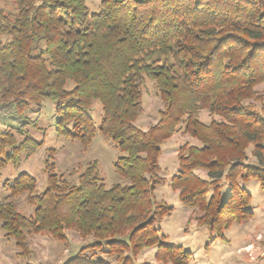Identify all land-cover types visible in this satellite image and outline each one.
Wrapping results in <instances>:
<instances>
[{"label": "trees", "instance_id": "16d2710c", "mask_svg": "<svg viewBox=\"0 0 264 264\" xmlns=\"http://www.w3.org/2000/svg\"><path fill=\"white\" fill-rule=\"evenodd\" d=\"M146 80L161 105L156 122L143 129L135 122ZM262 83L264 0H100L94 12L86 0L5 1L0 123L16 126L0 125V171L41 146L26 129L27 115L48 100L59 134L86 148L99 131L115 144V171L125 182L107 187L94 160L73 167L71 181L55 172L50 148L42 191L26 172L4 182L3 236L21 257L32 256L34 234L64 244L68 231L92 238L63 264H151L137 263L151 247L158 261L188 264L189 251L166 245L157 226L172 212L154 196L166 181L158 174L160 145L180 130L196 140L178 147L168 185L199 212L198 224L221 236L253 215L246 185L256 180L264 193V102L256 89ZM93 101L102 111L98 126L89 114ZM200 110L211 115L208 123ZM22 195L33 206L29 216L16 207Z\"/></svg>", "mask_w": 264, "mask_h": 264}, {"label": "rangeland", "instance_id": "374dc122", "mask_svg": "<svg viewBox=\"0 0 264 264\" xmlns=\"http://www.w3.org/2000/svg\"><path fill=\"white\" fill-rule=\"evenodd\" d=\"M5 1L8 2V0H0V5H3ZM99 1L86 0L89 11H97ZM256 89L264 102V83L257 86ZM142 96L143 111L135 123L146 129L156 122L161 104L150 80L145 81ZM255 103L259 105V103ZM30 109L31 111L27 115L26 129L33 139L42 141V144L29 157L25 158L24 155H21V161L17 165L7 164L1 169L0 199L7 193L4 182L6 180L12 182L21 172H26L36 179L35 192H40L46 187L43 166L47 150L50 148L54 149L52 161L55 165V172L64 174L71 181H77L76 175H68L73 167L78 164L85 165L94 160L97 163L98 175L107 187L125 182L124 178L115 171L114 162L119 152L109 138L96 131L91 142L85 148L78 140H72L69 136L56 131V122L59 116L52 101H44L39 107L31 105ZM89 114L94 124L98 126L102 114L98 101L92 102ZM199 119L208 123L211 115L207 110H200ZM0 125L3 124L0 123ZM3 126L15 127L16 122L7 120ZM66 126L69 128L70 124ZM185 142L196 144V140L182 134L180 130L160 145L162 154L159 157L160 171L158 174L166 181L156 187L154 196L156 201L172 206V212L162 217L157 225L164 235V243L189 251L191 256L188 264H264V193L261 191L259 183L252 180L246 185L252 196L249 204V209L253 212L252 217L241 222H233L227 228L221 229V236L218 231L210 232L205 225L198 224L199 212L184 206L179 200L178 191L168 185L170 177L178 169L177 149ZM248 161L254 162L250 152H248ZM197 173L206 177L204 171L198 170ZM16 207L26 216L33 212V206L27 202L25 195L16 200ZM67 234V244L53 240L46 235H31L29 240L33 251L32 256L21 257L16 255L13 239L4 237L0 228V264H26L27 262L31 264H63L75 255L81 246L92 242L91 237L82 239L74 231H68ZM143 261L151 264H171L168 261H158L155 258L154 247L141 251L137 263Z\"/></svg>", "mask_w": 264, "mask_h": 264}]
</instances>
